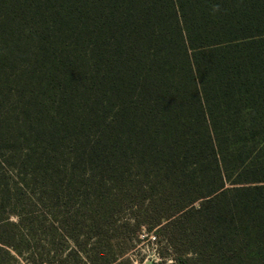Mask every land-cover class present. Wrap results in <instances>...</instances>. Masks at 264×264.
Returning <instances> with one entry per match:
<instances>
[{
    "label": "trees",
    "instance_id": "1",
    "mask_svg": "<svg viewBox=\"0 0 264 264\" xmlns=\"http://www.w3.org/2000/svg\"><path fill=\"white\" fill-rule=\"evenodd\" d=\"M152 231L264 264V0H0V264Z\"/></svg>",
    "mask_w": 264,
    "mask_h": 264
},
{
    "label": "rangeland",
    "instance_id": "2",
    "mask_svg": "<svg viewBox=\"0 0 264 264\" xmlns=\"http://www.w3.org/2000/svg\"><path fill=\"white\" fill-rule=\"evenodd\" d=\"M95 240L93 237L89 239L88 249ZM163 253V255H162ZM15 260L4 259V264H25L19 256L11 253ZM171 250L167 246L166 241L161 236L156 235L154 231L147 233L144 232L139 236V241L136 242L134 248L126 254V261L124 264H152L153 262H162V264H175L171 258ZM128 261V262H127ZM165 261V262H164ZM119 261L118 264H122ZM82 264H92L86 257L82 260Z\"/></svg>",
    "mask_w": 264,
    "mask_h": 264
},
{
    "label": "water",
    "instance_id": "3",
    "mask_svg": "<svg viewBox=\"0 0 264 264\" xmlns=\"http://www.w3.org/2000/svg\"><path fill=\"white\" fill-rule=\"evenodd\" d=\"M178 264H182V262H181V261H179V262H178Z\"/></svg>",
    "mask_w": 264,
    "mask_h": 264
}]
</instances>
